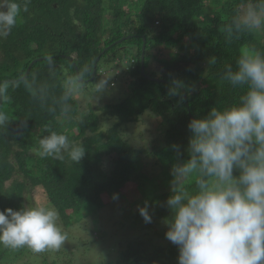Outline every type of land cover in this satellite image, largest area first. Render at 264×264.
Segmentation results:
<instances>
[{"label":"trees","instance_id":"1","mask_svg":"<svg viewBox=\"0 0 264 264\" xmlns=\"http://www.w3.org/2000/svg\"><path fill=\"white\" fill-rule=\"evenodd\" d=\"M15 2L21 7L17 23L7 37L0 38V112L7 117L0 125V210L31 207L34 191L41 190L68 229L84 220L86 213L102 210L106 206L103 196L110 204L119 201L133 182L138 183L136 192L144 191L141 188L150 181L143 172L144 159L152 156L160 167L152 187H164L162 193L149 198L154 219L144 226L150 231L155 225L163 226L170 212L161 205L170 195V186L159 180L161 168L166 165L170 171L176 162L172 145H179L183 152L190 120L205 116L213 106L223 109L238 101L242 89L222 78L225 66L235 68L245 48L264 53V31H242L231 40L225 31L247 0ZM161 48L176 53L160 61L165 70L158 77L152 73L151 63L157 60L154 51ZM118 51L128 61L123 75L132 78L125 99L101 108L90 105L86 113L81 112L67 83L77 75L79 83L95 81L101 61L122 60ZM102 53L96 77L90 81ZM195 55L206 61L214 55L217 62L204 69L195 66ZM65 94L70 97L67 101L62 99ZM146 113L156 119L159 138L152 149H139L122 135V129L140 124ZM108 118H115V125L107 132L99 131L100 120ZM49 131L82 144L85 155L81 161L71 162L67 154L64 160L41 158L39 140ZM167 172L163 174L167 176ZM114 193L118 199H113ZM135 218L144 222L140 214ZM126 242L111 264H178V246L162 233L147 230L144 237ZM29 250L27 246L12 249L0 245V264H15Z\"/></svg>","mask_w":264,"mask_h":264},{"label":"clouds","instance_id":"2","mask_svg":"<svg viewBox=\"0 0 264 264\" xmlns=\"http://www.w3.org/2000/svg\"><path fill=\"white\" fill-rule=\"evenodd\" d=\"M20 13L15 0H0V38ZM252 30L264 31V0H247L225 26L229 40ZM207 62L215 65L217 57ZM222 78L242 89L238 101L190 120L183 152L172 145L177 159L170 169V195L161 206L170 212L162 222L166 239L178 246V264H264V53L245 48L235 68L225 66ZM6 119L0 112V125ZM65 154L79 163L85 148L56 131L39 140L41 158L64 160ZM138 211L145 223L152 222L147 202ZM58 219L53 208L0 210V245L27 246L35 253L59 249L66 237Z\"/></svg>","mask_w":264,"mask_h":264},{"label":"rangeland","instance_id":"3","mask_svg":"<svg viewBox=\"0 0 264 264\" xmlns=\"http://www.w3.org/2000/svg\"><path fill=\"white\" fill-rule=\"evenodd\" d=\"M111 17L109 15V19ZM154 53L157 60L152 61L151 70L152 73L160 77L165 70L160 61L169 60V54H175L176 51L171 52V50L161 48L155 50ZM120 55L121 52L118 51L117 56L122 60L118 58L111 61L110 59V61L99 63V73L95 81L79 83L77 80L72 79L70 83H67L71 94L78 102L81 112L86 113L90 105L101 108L106 105L118 104L125 99L132 78L123 75L128 70V61ZM1 56L0 54V58ZM194 64L204 69L208 68L209 65L205 59L197 55H195ZM96 85H101L99 91L95 90ZM149 116L150 114L146 113L140 124L124 126L122 129V135L130 140L133 147L152 149L155 140L159 138L155 126L156 119ZM115 123V118L101 119L99 131L107 132ZM156 162L157 159L152 156L144 159L145 168L143 172L150 176L149 183L144 184L147 187L141 188L144 189L145 193L143 190L136 192L138 183L133 182L123 190L125 198L110 204L107 196H103L102 200L106 206L95 214L86 213L87 217L78 223H74L72 227L66 229L63 227L64 224L58 220L62 232L66 235L62 246L59 249H46L40 253H35L30 249L15 264H64L69 260L74 264H111L117 258L119 252L125 249L126 241L133 240L141 235L144 237L147 230L150 234L158 232L165 235L166 227L164 225H155L150 231L145 228V226L148 227V223L140 222L141 220L138 222L135 218L139 214L138 207L146 202H152L149 198L155 197L154 193L157 192V196L163 191L164 184H161L162 188L161 186L152 187L153 176L160 172V167ZM161 170L163 171L159 181L169 183L171 180L170 171L167 170L166 165ZM163 172L165 174L167 172V176ZM136 181L138 180L136 179ZM141 194H144L146 201ZM32 207L53 208L52 205L46 202L41 190L34 191L33 206L27 208ZM153 219L154 217L152 221ZM144 224L146 225L144 226Z\"/></svg>","mask_w":264,"mask_h":264},{"label":"water","instance_id":"4","mask_svg":"<svg viewBox=\"0 0 264 264\" xmlns=\"http://www.w3.org/2000/svg\"><path fill=\"white\" fill-rule=\"evenodd\" d=\"M121 41H119L118 43H120ZM145 51H146V46H145V44L143 45V48H142V56H141V59H142V64L144 65V59H145ZM103 55V53L102 54H100L99 55V57L97 58V60H96V63H95V65H94V69H93V75H92V78H91V80L90 81H93L94 80V78L96 77V73H97V66H98V63H99V61H100V59H101V56ZM40 59H38V60H35L31 65H30V68L36 63V62H38ZM30 68L28 69V71H27V73H26V75H25V78L28 76V74H29V72H30ZM144 71V67L142 66V72ZM77 73H78V71H77ZM156 80V79H155ZM156 81H159V80H156ZM184 97H185V99H187V96H186V93L184 92ZM1 104H2V99H1Z\"/></svg>","mask_w":264,"mask_h":264}]
</instances>
